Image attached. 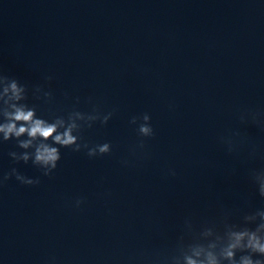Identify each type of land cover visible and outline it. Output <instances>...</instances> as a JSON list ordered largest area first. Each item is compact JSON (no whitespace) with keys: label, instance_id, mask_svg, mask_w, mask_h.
Wrapping results in <instances>:
<instances>
[{"label":"clouds","instance_id":"9594fccd","mask_svg":"<svg viewBox=\"0 0 264 264\" xmlns=\"http://www.w3.org/2000/svg\"><path fill=\"white\" fill-rule=\"evenodd\" d=\"M52 79L50 75L45 76V83L32 87L31 95L35 100L45 103L53 100ZM28 101V85L0 70V145L15 141L18 150L7 153L14 164L31 163L42 176L51 177L62 158L61 149L85 152L89 158L112 153L110 142L90 144L82 133L97 122L107 125L117 109L103 111L93 97H88L87 103L92 106L90 111H81L74 106L66 115L46 119L38 115V105ZM79 103L77 97L76 104ZM174 108V103H170L169 109ZM237 112L239 122L245 128L253 126L264 131V109L246 108ZM129 124L134 126L137 142L129 150L133 159L121 160L124 167H132L137 160L148 159L147 141L155 137L149 113L133 115ZM219 142L229 155L244 153L248 160L264 159L261 149L239 129L222 135ZM166 174L174 177L176 171L169 168ZM248 176L258 195L264 199V167L249 169ZM13 179L24 186L40 183V177L26 176L17 167H11L0 172V189ZM100 196L107 202L112 193L105 191ZM86 204V197L76 196L69 202V207L82 211ZM43 264L61 262L57 256L50 255ZM96 264H264V208L245 213L240 223H229L225 218L222 226L205 224L197 228L186 220L184 230L171 242H148L128 252L99 255Z\"/></svg>","mask_w":264,"mask_h":264}]
</instances>
